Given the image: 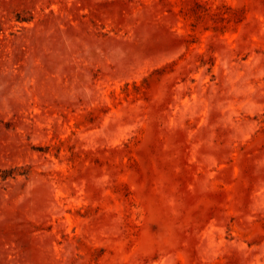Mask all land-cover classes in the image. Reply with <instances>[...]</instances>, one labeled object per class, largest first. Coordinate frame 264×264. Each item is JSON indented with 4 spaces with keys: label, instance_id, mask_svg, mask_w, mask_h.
Listing matches in <instances>:
<instances>
[{
    "label": "rangeland",
    "instance_id": "obj_1",
    "mask_svg": "<svg viewBox=\"0 0 264 264\" xmlns=\"http://www.w3.org/2000/svg\"><path fill=\"white\" fill-rule=\"evenodd\" d=\"M0 264H264V0H0Z\"/></svg>",
    "mask_w": 264,
    "mask_h": 264
}]
</instances>
